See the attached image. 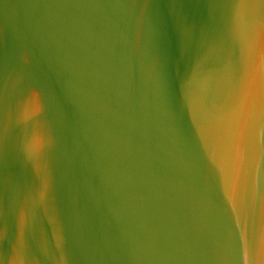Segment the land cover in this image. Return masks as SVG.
Wrapping results in <instances>:
<instances>
[{"label": "water", "instance_id": "obj_1", "mask_svg": "<svg viewBox=\"0 0 264 264\" xmlns=\"http://www.w3.org/2000/svg\"><path fill=\"white\" fill-rule=\"evenodd\" d=\"M0 264H264V0H0Z\"/></svg>", "mask_w": 264, "mask_h": 264}]
</instances>
